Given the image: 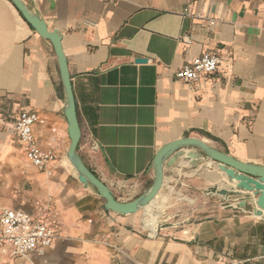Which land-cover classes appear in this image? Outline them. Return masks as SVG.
Masks as SVG:
<instances>
[{
    "label": "crops",
    "instance_id": "0c3cea01",
    "mask_svg": "<svg viewBox=\"0 0 264 264\" xmlns=\"http://www.w3.org/2000/svg\"><path fill=\"white\" fill-rule=\"evenodd\" d=\"M22 1L61 35L81 129L77 153L116 199L148 190L159 150L184 137L264 165V0ZM205 52L221 56L216 73L194 83L176 78ZM66 108L52 42L0 0V208L46 217L58 233L44 254L0 252V264H264L257 197L207 193L237 190L211 160L192 174L186 156L165 163L161 190L181 179L196 202L160 212L155 231L141 209L108 210L68 157ZM23 110L43 120L34 133L55 151L52 175L23 152L14 130Z\"/></svg>",
    "mask_w": 264,
    "mask_h": 264
},
{
    "label": "water",
    "instance_id": "95a60500",
    "mask_svg": "<svg viewBox=\"0 0 264 264\" xmlns=\"http://www.w3.org/2000/svg\"><path fill=\"white\" fill-rule=\"evenodd\" d=\"M21 12L26 21L43 37L49 39L56 51L63 85L67 96V108L65 110L69 125V135L71 145L68 152V157L79 174V179L84 184H92L102 198L105 199V207L122 214L135 213L138 210L146 207L159 194L164 182V165L165 163H174L177 159H182L186 156L185 161L189 159V164L196 167L203 162L211 160L227 174L229 180L234 182L235 191L227 189H218V187H210L207 193H215L221 196L239 195L240 190L248 191L256 196L257 210L255 215L262 216L264 211V165L244 162L237 158L224 153L201 139L195 137H184L162 147L157 153L153 168L155 178L152 186L139 197L131 201H120L115 198L110 188L100 180L92 171L84 164L77 153V146L81 136V129L76 110V102L70 80L67 59L62 48L61 35L56 30H50L46 22L36 13L30 11L22 0H11ZM147 58H138L137 62H146ZM193 159V160H190ZM247 204L246 199L240 200L237 205L238 209H245ZM229 207L230 203L226 204Z\"/></svg>",
    "mask_w": 264,
    "mask_h": 264
},
{
    "label": "built area",
    "instance_id": "2783aa9c",
    "mask_svg": "<svg viewBox=\"0 0 264 264\" xmlns=\"http://www.w3.org/2000/svg\"><path fill=\"white\" fill-rule=\"evenodd\" d=\"M188 13L189 9L186 8L184 14ZM206 23L211 27L216 20L208 19ZM184 40L190 42L189 38ZM221 62L220 55L205 52L186 61L175 75L186 83L198 82L216 73ZM41 122L43 120L38 112L23 110L15 121L14 130L29 162L38 170L52 175L55 151L42 148L34 133L35 124ZM57 238L58 233L48 218L12 208H0V252L13 258H27L32 253L44 254Z\"/></svg>",
    "mask_w": 264,
    "mask_h": 264
},
{
    "label": "rangeland",
    "instance_id": "374dc122",
    "mask_svg": "<svg viewBox=\"0 0 264 264\" xmlns=\"http://www.w3.org/2000/svg\"><path fill=\"white\" fill-rule=\"evenodd\" d=\"M197 168L198 166L194 167L189 163H186L185 169L187 173L191 172L192 174ZM171 185L173 186L171 191L169 189H167V191L161 190L160 193L157 195V199H154V204L156 206L158 205L159 208V215L160 212H163L164 210L182 201L192 205H194L196 202L194 197L187 195V193L184 191V188H186V184H184L181 179L177 181L174 180ZM141 210L143 213L145 212L144 208H142Z\"/></svg>",
    "mask_w": 264,
    "mask_h": 264
},
{
    "label": "bare ground",
    "instance_id": "6f19581e",
    "mask_svg": "<svg viewBox=\"0 0 264 264\" xmlns=\"http://www.w3.org/2000/svg\"><path fill=\"white\" fill-rule=\"evenodd\" d=\"M157 197L158 196H156L155 198H157ZM144 209H145V220H144L145 225L148 227H151L152 230L155 231L157 228V225H158V216H159L158 205L156 206L154 204V200H153L148 205H146V207H144ZM263 215H264V211H263Z\"/></svg>",
    "mask_w": 264,
    "mask_h": 264
}]
</instances>
